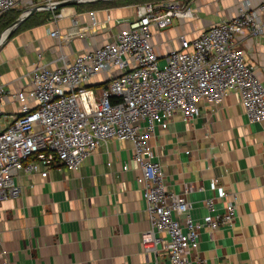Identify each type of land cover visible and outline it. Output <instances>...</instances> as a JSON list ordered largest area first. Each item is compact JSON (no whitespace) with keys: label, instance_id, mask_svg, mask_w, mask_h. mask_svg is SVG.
Here are the masks:
<instances>
[{"label":"crops","instance_id":"crops-1","mask_svg":"<svg viewBox=\"0 0 264 264\" xmlns=\"http://www.w3.org/2000/svg\"><path fill=\"white\" fill-rule=\"evenodd\" d=\"M60 1V0H59ZM253 8L264 0H189L190 17H176L152 42L158 54L179 44V36L193 39L210 25L233 17L241 2ZM63 6L39 10L19 24L0 46V84L16 92L29 89L31 71L39 65L61 66L81 51L112 41L134 6ZM43 0H18L20 14ZM109 16V19H107ZM264 20V10L260 12ZM118 21V22H117ZM57 29L59 37L50 35ZM264 83V32L257 38L234 41ZM105 74L97 75V83ZM215 110L206 102L192 121L173 115L168 128L151 138L165 174L168 190L186 193L190 214L201 220L204 201L215 197L212 180L237 197L230 227L214 232L201 229L203 264H264V123H249L235 93ZM6 116L0 132L19 110L18 102L3 98ZM127 141L101 143L79 170L53 167L47 177L19 171L16 198L0 201V264H169L167 251H144L141 233L149 227L146 204L136 183L139 169L131 160ZM109 163V164H108ZM128 163L129 169L121 167Z\"/></svg>","mask_w":264,"mask_h":264},{"label":"built area","instance_id":"built-area-1","mask_svg":"<svg viewBox=\"0 0 264 264\" xmlns=\"http://www.w3.org/2000/svg\"><path fill=\"white\" fill-rule=\"evenodd\" d=\"M17 6L18 0H0V15ZM133 6L134 17L112 41L81 51L61 66L34 67L27 90L11 92L0 84V118L6 116L3 98L19 106L0 132V201L21 193L16 183L19 171L47 177L53 167L79 170L101 143L127 141L131 160L140 171L136 183L149 220L141 233L142 248L155 252L160 244L169 264H203L201 229L214 232L230 227L237 197L214 178L216 197L224 201L222 211L216 209L215 197L207 198L206 215L196 220L186 198L190 189L168 190L151 138L157 128H168L174 114L190 122L202 102L215 110L232 92L249 123H264V83L234 45L238 37L263 34L264 4L253 8L243 1L233 17L210 25L193 39L180 35L178 46L161 54L152 42L154 29L168 27L173 18L190 17L188 4L172 0ZM50 35L59 37V31ZM100 74L105 78L92 83ZM121 168L130 167L124 163Z\"/></svg>","mask_w":264,"mask_h":264},{"label":"water","instance_id":"water-1","mask_svg":"<svg viewBox=\"0 0 264 264\" xmlns=\"http://www.w3.org/2000/svg\"><path fill=\"white\" fill-rule=\"evenodd\" d=\"M95 1H111V0H61L54 4L43 3L32 6L29 9L23 11L18 17L14 19V21H12L9 24V26L4 28L0 32V46L2 45L3 41L6 40L15 31V29L19 26L20 23H22L24 20L30 17L31 14L39 10L58 9V8H62L63 6H74V5H78V3L95 2Z\"/></svg>","mask_w":264,"mask_h":264},{"label":"trees","instance_id":"trees-1","mask_svg":"<svg viewBox=\"0 0 264 264\" xmlns=\"http://www.w3.org/2000/svg\"><path fill=\"white\" fill-rule=\"evenodd\" d=\"M143 0H111V1H95L93 3H84L80 4V6H91V7H105L109 4H112L111 6L107 7H112V6H127V5H136V2H141ZM79 6V4H78ZM55 11H57L55 9ZM20 15V12L17 10H12L10 12L4 13L0 15V32L9 26V24L14 21L16 17ZM20 27V26H19Z\"/></svg>","mask_w":264,"mask_h":264},{"label":"rangeland","instance_id":"rangeland-1","mask_svg":"<svg viewBox=\"0 0 264 264\" xmlns=\"http://www.w3.org/2000/svg\"><path fill=\"white\" fill-rule=\"evenodd\" d=\"M172 0H143L141 2H136V4H143V2H151L154 5H159V4H163L164 2H171ZM179 4H188L189 0H176ZM112 4H109L107 6H111ZM57 13H59V10L56 11Z\"/></svg>","mask_w":264,"mask_h":264}]
</instances>
